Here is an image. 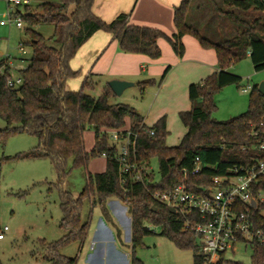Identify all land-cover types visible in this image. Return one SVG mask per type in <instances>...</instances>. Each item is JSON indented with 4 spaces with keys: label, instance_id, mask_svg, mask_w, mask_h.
Wrapping results in <instances>:
<instances>
[{
    "label": "trees",
    "instance_id": "obj_1",
    "mask_svg": "<svg viewBox=\"0 0 264 264\" xmlns=\"http://www.w3.org/2000/svg\"><path fill=\"white\" fill-rule=\"evenodd\" d=\"M194 1L183 0L175 8L176 32L172 36L154 27L130 24L126 13L107 22L93 12L95 0L45 2L39 5L40 11H31L30 5L26 4L24 15L17 10L30 25L26 33L31 38L28 44L32 55L27 66L19 70L17 77L22 83L17 87L9 86V80L15 78L9 58L0 60V117L6 122V127L0 129V141L5 143L11 135L21 133L36 136L38 146L14 158L49 159L57 171L63 213L61 227L65 235L56 242H41L51 264H78V258L62 254L60 249L72 242L83 245L88 238L90 220L82 221L83 200L93 198L107 213L104 203L110 197L129 203L134 263L143 264L136 257V249L144 245L145 236L154 233L148 226L150 224L160 227L161 234L177 247L194 250V264H201L197 255L199 238L193 230L185 227L189 216L159 204L154 194L184 185L188 191L205 195L204 189L213 184L214 176L242 173L264 159V152L259 148L264 140V93L259 91V85L252 86L249 106L244 113L227 120L213 117L217 109L215 95L227 86H241L242 77L229 71L232 66L250 58L256 71L264 70V0H207L216 13L236 27L228 38L215 41L205 37L190 22ZM71 7L74 8L70 11ZM251 10L260 15L252 16ZM41 23L54 26L52 36L47 38L35 29ZM100 30L111 33L122 51L142 53L154 59L162 55L160 38H165L175 53L183 56L186 35L196 38L203 48L216 52L218 71L189 86L191 108L179 114L187 132L177 146L167 145L166 116L147 125L143 116L129 104L110 102L116 94L109 84L98 98L88 92L94 88L88 79L78 90L68 88V81L80 74L79 70L72 68V59ZM168 69L158 81L152 79L139 83L142 93L150 85L161 84ZM87 127L95 130V144L91 151H87L84 144ZM128 127L138 135L137 159L146 166L142 171L144 181L136 182L131 176L125 183L122 181L120 166L115 159L117 146L107 134ZM104 153L107 154L105 171L89 173L87 185L78 198L63 189L70 172V160L71 168L87 169L95 156ZM197 157L202 164L201 172L185 175L183 170L191 169ZM154 158L158 159L159 176L152 169ZM258 186L264 188V177ZM255 217L257 226L264 230V215L257 211ZM250 245L252 264H264V243L256 241Z\"/></svg>",
    "mask_w": 264,
    "mask_h": 264
},
{
    "label": "rangeland",
    "instance_id": "obj_2",
    "mask_svg": "<svg viewBox=\"0 0 264 264\" xmlns=\"http://www.w3.org/2000/svg\"><path fill=\"white\" fill-rule=\"evenodd\" d=\"M58 0H31L30 10L40 11L39 5L45 2H56ZM221 2V0H217ZM198 9H197V8ZM74 7L70 8V11ZM19 10L22 15L26 13L25 5L16 6L8 0H0V21L7 20L10 12L15 15ZM252 16H258V11H250ZM190 22L194 24L201 33L212 40H224L235 31L236 27L227 19L216 13L212 4L207 0H195L194 8L190 14ZM30 25L23 20V27L15 24H0V59L9 58L13 62L12 73L16 77L19 70L23 69L32 55L30 36L26 29ZM45 37L54 33V26L41 23L35 27ZM185 44V43H184ZM23 46L26 54L22 55L20 47ZM174 54L178 57L173 51ZM229 71L242 77L241 86L230 85L215 95L217 109L213 117L218 120H227L244 113L249 106L251 89L244 91L248 85H260L264 82V70L256 71L250 58H246L232 66ZM179 73V71H177ZM141 73L135 77L132 86L127 87L120 95L111 98L112 104L125 103L134 107L138 112L145 114L148 103L152 98V92L156 87H150L147 92L142 93L139 81L145 77ZM175 75V73H174ZM110 73L90 74L89 82L94 88L88 92L95 98L103 94L105 86L113 79ZM140 78V79H139ZM159 79V78H158ZM172 98L171 95L166 96ZM175 99L168 101V106H173ZM170 112L173 118L170 130L166 138L167 145L177 146L180 138L187 132L179 115ZM6 127V122L0 117V129ZM129 128V127H128ZM85 148L91 151L95 144V130L87 127L85 131ZM38 146V138L28 133L11 135L5 143L0 141V228L8 226L5 239L0 240V263L1 264H51L45 257L46 247L41 242L45 240L52 243L61 240L65 230L61 227L62 210L60 207V187L58 185V174L49 159H15L18 154L28 153ZM72 161L68 163V173L63 189L69 191L78 198L88 182V174L101 173L106 169L104 156H95L89 163L87 169L84 167L71 168ZM156 176H159L158 159L151 162ZM129 204L128 202L124 201ZM99 205H92L89 198H84L82 206V221L95 219ZM154 233L144 237L143 246L136 249V257L143 264H194L195 251L192 249H181L169 238L161 234L160 227L148 225ZM109 239L107 256L97 248L95 251L89 249V243L81 246L72 242L63 246L60 252L71 258H78V264H86V258L100 260L103 264H125V251L131 255L126 240L130 237V230L125 231L124 243L114 242L116 232L107 231ZM234 252L227 253L229 262L226 264H252L253 250L251 245L239 242ZM105 259V260H104ZM105 261V262H104ZM138 264V263H134Z\"/></svg>",
    "mask_w": 264,
    "mask_h": 264
},
{
    "label": "crops",
    "instance_id": "obj_3",
    "mask_svg": "<svg viewBox=\"0 0 264 264\" xmlns=\"http://www.w3.org/2000/svg\"><path fill=\"white\" fill-rule=\"evenodd\" d=\"M182 1L95 0L93 12L107 22L114 20L122 13H126L129 15L128 22L130 24L154 27L172 36L176 32L174 11ZM183 41L185 43V53L183 56L178 57L174 54L170 43L165 38H160L158 43L162 50V55L154 59L142 53L124 52L120 49L118 41L111 33L102 30L97 31L82 45L76 56L72 59V68L79 70L80 74L78 77L68 81V88L78 90L86 79L89 80L90 74L93 72L97 74L108 72L113 75L111 79L126 81H134L135 77H139L141 73H146L139 83L152 79L158 81L165 73L166 68L169 67L161 84L147 87L145 92L150 87H156L157 89L151 93L152 98L148 103L145 114L138 112L133 107L137 113L143 116L144 122L147 125H152L160 117L166 116L169 132L173 119L170 118L169 111L175 116V114L179 115L181 111L191 108L192 103L188 92L190 84L204 80L219 69L216 52L213 49L203 48L198 40L191 35L184 36ZM9 62L13 66L12 60L9 59ZM242 90L244 92V89ZM168 95H171L172 98H167L166 96ZM173 99H175L173 106H168V101ZM104 157L106 159V156ZM90 201L93 206L99 205L101 211H98L96 220L90 219L89 235L83 245H86L88 242L90 250L95 251L99 248L107 256V243L109 241L106 235L107 231L116 232L117 237L113 241L119 243H124L125 231L127 229L130 230L132 235L130 207L129 204L119 198L110 197L104 203L107 211L105 213L97 201L93 198ZM131 235L126 240L128 248H130L131 244ZM4 239L5 237L0 240ZM125 254H128L125 257V264H134L129 252L125 251ZM86 260V264H103V259L96 260L89 256Z\"/></svg>",
    "mask_w": 264,
    "mask_h": 264
},
{
    "label": "built area",
    "instance_id": "obj_4",
    "mask_svg": "<svg viewBox=\"0 0 264 264\" xmlns=\"http://www.w3.org/2000/svg\"><path fill=\"white\" fill-rule=\"evenodd\" d=\"M16 6L29 4V0H8ZM1 25L15 24L23 27L21 14L12 12L7 20H1ZM22 55L26 54L23 46ZM22 83L20 77L9 80L10 87H17ZM252 86L244 89L247 91ZM109 140L117 146L115 159L120 166V175L125 183L131 176L134 181H144L142 171L146 168L137 159L138 135L132 129L112 130L107 132ZM154 134V131H151ZM264 152V140L260 144ZM107 156L106 153L103 154ZM202 170L200 158L195 159L191 169H184L188 173L198 174ZM238 171V169H235ZM264 177V159L258 161L242 173L214 176L213 184L205 190V195L188 191L184 185L174 189L154 194L155 200L176 212L188 215L185 227L193 230L199 238L200 248L197 255L201 264H226L227 253L234 252L239 242L247 245L264 243V230L256 224V212L264 215V188L258 186ZM254 201V203H253ZM194 216L197 219H192ZM8 226L0 228V239L5 237Z\"/></svg>",
    "mask_w": 264,
    "mask_h": 264
},
{
    "label": "water",
    "instance_id": "obj_5",
    "mask_svg": "<svg viewBox=\"0 0 264 264\" xmlns=\"http://www.w3.org/2000/svg\"><path fill=\"white\" fill-rule=\"evenodd\" d=\"M132 85H133V82L121 80V79H113L109 82V86L111 87V89L114 91L116 95L122 94L127 87L132 86ZM259 91L264 93V82L259 85ZM172 210L176 212L175 209H172Z\"/></svg>",
    "mask_w": 264,
    "mask_h": 264
}]
</instances>
